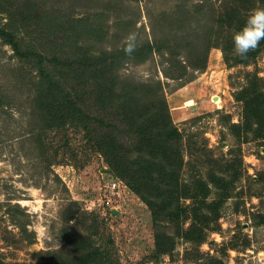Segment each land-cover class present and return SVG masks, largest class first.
<instances>
[{"label":"rangeland","instance_id":"rangeland-1","mask_svg":"<svg viewBox=\"0 0 264 264\" xmlns=\"http://www.w3.org/2000/svg\"><path fill=\"white\" fill-rule=\"evenodd\" d=\"M259 7L261 0H0V24L16 25L24 46L48 57L118 52L121 62L109 75L114 89L167 105L179 132L181 183L203 179L211 202L223 192L212 176L223 177L228 193L203 241L175 236L173 249L158 253L155 233L174 235L166 212L153 214L82 132L46 126L35 67L0 37L4 264H81L93 248L117 264H264V128L243 127L237 97L254 78L264 94V46L233 64L236 30L226 28L230 9L241 27ZM115 133L134 147V132L117 125ZM181 203L188 211L181 215L195 205Z\"/></svg>","mask_w":264,"mask_h":264},{"label":"trees","instance_id":"trees-1","mask_svg":"<svg viewBox=\"0 0 264 264\" xmlns=\"http://www.w3.org/2000/svg\"><path fill=\"white\" fill-rule=\"evenodd\" d=\"M261 1L264 4V0ZM235 12L237 10L232 8L227 14V29L240 28L239 19L233 17ZM17 29L11 22L0 24V37L16 55L32 62L35 67L38 75L35 99L46 115V126L82 132L91 150L103 156L110 170L143 199L153 214L166 212L174 235L161 231L155 233L154 244L158 253L170 252L175 236L203 241L205 228L219 218L221 202L228 196L227 183L223 177L212 176L223 192L211 202L206 201L209 186L203 179L197 178L192 184L181 183L179 170L183 155L179 132L172 123L166 103L141 102L136 94L114 89L109 75L121 62V55H116L118 52L91 55L84 50L76 57H48L42 51L24 46L18 38ZM263 46L264 40L246 57L235 54L232 63H247ZM151 47L148 43L146 49ZM237 97L243 103V127L248 130L255 125L258 133L262 132L264 94L255 78L238 92ZM117 125L134 132L136 141L133 148L129 149L118 141L115 133ZM131 151L137 154L134 158L128 157ZM182 199H190L195 204L185 215H181L182 209L188 212L181 203ZM186 218H191L192 222L183 228ZM97 249L81 255V264H117L101 260V250ZM0 264H4L1 258Z\"/></svg>","mask_w":264,"mask_h":264},{"label":"clouds","instance_id":"clouds-1","mask_svg":"<svg viewBox=\"0 0 264 264\" xmlns=\"http://www.w3.org/2000/svg\"><path fill=\"white\" fill-rule=\"evenodd\" d=\"M127 40L125 51L130 53L135 47V35L130 34ZM262 40H264V7H259L252 9L243 25L233 33V50L237 56L246 57Z\"/></svg>","mask_w":264,"mask_h":264}]
</instances>
